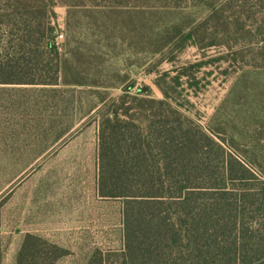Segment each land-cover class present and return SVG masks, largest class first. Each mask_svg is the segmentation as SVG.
<instances>
[{
	"label": "rangeland",
	"instance_id": "1",
	"mask_svg": "<svg viewBox=\"0 0 264 264\" xmlns=\"http://www.w3.org/2000/svg\"><path fill=\"white\" fill-rule=\"evenodd\" d=\"M215 3L57 0L49 7L50 38L66 67L59 85L0 93V119L17 117L0 123V264H15L26 233L64 248L57 264H90L99 253L118 261L125 203L97 190L100 112L113 100L144 129L148 101H166L264 180V8L233 0L225 32L211 18ZM25 8L41 20L39 5ZM240 16L246 27L237 31L232 20Z\"/></svg>",
	"mask_w": 264,
	"mask_h": 264
},
{
	"label": "trees",
	"instance_id": "2",
	"mask_svg": "<svg viewBox=\"0 0 264 264\" xmlns=\"http://www.w3.org/2000/svg\"><path fill=\"white\" fill-rule=\"evenodd\" d=\"M232 1L210 8L225 32ZM255 1L264 8V0ZM56 2L0 0V93L59 85L66 67L50 38ZM238 3L244 8L249 0ZM35 4L40 21L27 15L25 6ZM241 18L232 20L237 31L246 27ZM261 42L264 53V36ZM119 101L102 106L98 133V195L125 203V250L114 264H264V180L166 101H148L145 129ZM11 120L17 117L0 123ZM66 255L26 233L15 264H57ZM90 264L108 263L99 253Z\"/></svg>",
	"mask_w": 264,
	"mask_h": 264
},
{
	"label": "built area",
	"instance_id": "3",
	"mask_svg": "<svg viewBox=\"0 0 264 264\" xmlns=\"http://www.w3.org/2000/svg\"><path fill=\"white\" fill-rule=\"evenodd\" d=\"M64 35L63 33H60L58 36H57V39H63Z\"/></svg>",
	"mask_w": 264,
	"mask_h": 264
}]
</instances>
